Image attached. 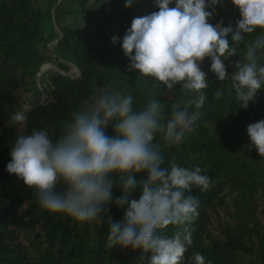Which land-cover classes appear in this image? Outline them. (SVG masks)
I'll use <instances>...</instances> for the list:
<instances>
[{"label": "trees", "instance_id": "obj_1", "mask_svg": "<svg viewBox=\"0 0 264 264\" xmlns=\"http://www.w3.org/2000/svg\"><path fill=\"white\" fill-rule=\"evenodd\" d=\"M123 5L124 0H0V131L8 129L0 147V264H148L150 253L107 243L109 216L115 222L123 217V209L110 202L109 212L102 213L99 221L78 222L43 209L34 190L5 170L18 135L46 130L55 141L72 114L101 91L131 94L137 110L159 101L161 124L170 118L174 104L182 105L186 97L179 84L168 89L154 78L127 69L129 60L120 41L114 45L111 38H122L134 18L158 8L153 0H136L128 8ZM65 9H76L81 24L70 28L59 24L61 34L57 35L53 20ZM238 19L231 0H223L208 23L222 20V27H235ZM49 31L57 40L54 52L47 47ZM260 35L264 30L258 27L235 45L237 55L225 61L228 73L233 71L230 65L244 62L246 45ZM258 56V62L264 63V54ZM69 63L77 68V75L67 74ZM210 63L205 58L201 64L209 83L205 102L199 109H189L199 114L194 131L179 143L167 142L162 132L153 141L164 166L173 162L186 168L199 166L210 179L206 191L193 186L186 193L198 199L199 207L198 215L185 225L193 243L181 264H194L191 258L196 252L211 264H264V157L246 131L249 124L264 119V89L257 90L247 108L240 107L231 80L218 81L209 71ZM43 64L60 70L47 73L45 98L23 110ZM217 91L220 95H215ZM16 111L25 112L26 124L10 123ZM106 133L113 134L111 125ZM135 179L143 181L146 173H136ZM63 188L58 185V190ZM112 193L114 197L122 194L115 184ZM141 193L137 184L130 199L138 200ZM176 230L169 225L163 234L171 236Z\"/></svg>", "mask_w": 264, "mask_h": 264}, {"label": "clouds", "instance_id": "obj_2", "mask_svg": "<svg viewBox=\"0 0 264 264\" xmlns=\"http://www.w3.org/2000/svg\"><path fill=\"white\" fill-rule=\"evenodd\" d=\"M135 2L124 0L123 6ZM222 2L153 0L157 11L134 18L122 38H111L114 45L120 41L129 71L154 78L168 89L180 85L186 98L182 105L172 106L166 124L159 122V101L137 110L131 94L104 90L72 114L55 141L46 130L18 135L5 170L34 190L43 209L78 222L99 221L111 202L123 209L121 219L113 222L109 216L107 243L112 248H139L150 253L148 264H181L193 243L185 225L198 215L199 207L198 199L186 193L193 186L206 191L210 179L199 166L186 168L175 162L164 166L154 137L162 132L167 142L179 143L194 131L199 114L189 109L201 108L206 99L204 89L209 83L201 69L205 58L218 81L231 80L240 107L247 108L257 90L264 89V63L258 62V53L264 54V35L246 45L244 62L230 65L231 73L225 66L237 55L235 45L245 34L258 27L264 30V0H231L240 16L235 27L213 26L208 20ZM27 120L22 111L10 116L15 126ZM109 125L112 135L106 133ZM246 131L264 157V119L249 124ZM140 172L146 173L143 181L135 179ZM114 184L122 193L118 197L112 193ZM137 184L142 188L140 198L130 199ZM58 185H64L63 190ZM169 225L177 227L171 236L163 234ZM191 259L194 264H211L200 252Z\"/></svg>", "mask_w": 264, "mask_h": 264}, {"label": "rangeland", "instance_id": "obj_3", "mask_svg": "<svg viewBox=\"0 0 264 264\" xmlns=\"http://www.w3.org/2000/svg\"><path fill=\"white\" fill-rule=\"evenodd\" d=\"M54 28L56 29L57 35L61 34V31L59 30V24L62 26H65L67 28L70 27H76L81 24V16L78 13L76 9H65L63 12V15L60 16L56 22L53 20ZM49 30H51L49 28ZM51 31L47 34L48 44L47 47L51 52L55 51V46L57 40L51 37ZM54 39V40H53ZM70 69L68 71V75H77L78 71L77 68L73 64H67ZM59 71L60 68L56 65L52 64H43L37 74L36 77V87L33 92H31L28 96V100L23 106V110L29 109L34 103L42 101L46 96V84H48V78L47 73L52 71ZM11 123V122H10ZM7 127H5L3 130L0 131L1 137H0V147L4 144V140L7 136Z\"/></svg>", "mask_w": 264, "mask_h": 264}, {"label": "water", "instance_id": "obj_4", "mask_svg": "<svg viewBox=\"0 0 264 264\" xmlns=\"http://www.w3.org/2000/svg\"><path fill=\"white\" fill-rule=\"evenodd\" d=\"M213 26L222 27V20H219L216 24Z\"/></svg>", "mask_w": 264, "mask_h": 264}]
</instances>
